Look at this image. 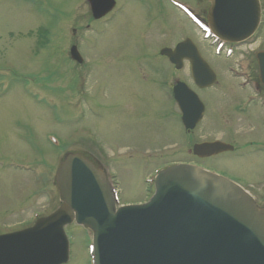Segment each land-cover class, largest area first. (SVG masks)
Returning <instances> with one entry per match:
<instances>
[{
    "label": "rangeland",
    "instance_id": "374dc122",
    "mask_svg": "<svg viewBox=\"0 0 264 264\" xmlns=\"http://www.w3.org/2000/svg\"><path fill=\"white\" fill-rule=\"evenodd\" d=\"M145 1L116 0L113 12L94 22L87 0H0V233L58 207L54 177L67 152L98 160L122 205L148 201L159 169L191 163L239 183L264 206L263 155L248 147L252 139L264 142V96L261 109L252 108L257 71L248 68L264 51V23L228 58L230 47L217 54L171 4L157 2L163 14ZM184 38L216 73L215 86L197 89L188 67L177 72L159 55ZM73 45L82 66L70 59ZM177 80L205 107L188 135L172 97ZM216 139L233 144L234 153L200 159L190 152ZM66 232L69 264H94L90 232Z\"/></svg>",
    "mask_w": 264,
    "mask_h": 264
},
{
    "label": "water",
    "instance_id": "95a60500",
    "mask_svg": "<svg viewBox=\"0 0 264 264\" xmlns=\"http://www.w3.org/2000/svg\"><path fill=\"white\" fill-rule=\"evenodd\" d=\"M93 17L115 8L114 0H87ZM210 30L230 43L250 38L260 23L258 0H210ZM176 68L189 59L199 88L216 81L215 73L190 40L165 48ZM71 56L80 61L77 48ZM264 84V52L259 53ZM174 97L182 122L192 131L203 119L204 105L187 85L177 82ZM216 141L197 144L194 155L208 158L232 151ZM60 207L22 232L0 236V264H66L65 227L77 223L94 235L95 264H264V208L241 187L191 165L159 173L155 194L144 205L116 209L111 189L99 171L80 154H67L57 172Z\"/></svg>",
    "mask_w": 264,
    "mask_h": 264
},
{
    "label": "flooded vegetation",
    "instance_id": "af4514ba",
    "mask_svg": "<svg viewBox=\"0 0 264 264\" xmlns=\"http://www.w3.org/2000/svg\"><path fill=\"white\" fill-rule=\"evenodd\" d=\"M135 2H140V4H142L143 3V0H134ZM151 1H152V3H151ZM137 2V3H138ZM156 3V5L157 6H160L159 5V3H162V6L164 5V4H169V2H170V0H146L145 1V3H144V5L147 3V4H153V3ZM157 2H159V3H157ZM139 4V3H138ZM187 4L190 6V8L192 9V11H193V13L200 19V20H203V21H206L207 19V9L205 8V5L206 4H208L209 5V2H208V0H189L188 2H187ZM143 6V5H142ZM162 6H160L161 7V12H163V14H164V11L166 10V9H163L162 8ZM143 8H144V6H143ZM145 9V8H144ZM146 10V9H145ZM147 11V10H146ZM156 16L157 17H160V13L159 12H156ZM175 47V46H174ZM174 67V66H173ZM186 67H188V70H190V65H189V63L188 62H184V67H183V69L182 70H185V68ZM147 68V70L146 71H148V70H150V68L149 67H146ZM251 105H253V107L252 108H260L261 109V107L259 106V102H255V103H253V104H251ZM239 112H241V113H248V110H247V108L246 109H239L238 110ZM260 127H261V131H260V134L262 135V133L264 132V120L262 119V120H260ZM263 129V130H262ZM263 131V132H262ZM263 135H264V133H263ZM258 139H261L260 137H257ZM248 147H250V148H253L254 150H253V152H255L256 154H258V153H260L261 155H263V157L262 158H264V142H262L261 140H255V139H252V140H249V144H248ZM235 150V149H234ZM234 152V151H233ZM232 152V153H233ZM252 152V153H253ZM254 153V154H255ZM222 155V154H221ZM220 156V155H219ZM216 157H218V156H216ZM22 229H25V228H18V229H15V230H12V231H9V232H2V233H0V235L1 234H6V233H11V232H15V231H19V230H22Z\"/></svg>",
    "mask_w": 264,
    "mask_h": 264
}]
</instances>
